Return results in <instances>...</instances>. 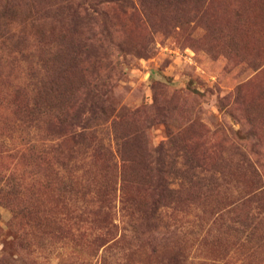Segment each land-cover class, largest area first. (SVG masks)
<instances>
[{
  "label": "rangeland",
  "instance_id": "rangeland-1",
  "mask_svg": "<svg viewBox=\"0 0 264 264\" xmlns=\"http://www.w3.org/2000/svg\"><path fill=\"white\" fill-rule=\"evenodd\" d=\"M122 1L0 0V264H264V0Z\"/></svg>",
  "mask_w": 264,
  "mask_h": 264
},
{
  "label": "trees",
  "instance_id": "trees-1",
  "mask_svg": "<svg viewBox=\"0 0 264 264\" xmlns=\"http://www.w3.org/2000/svg\"><path fill=\"white\" fill-rule=\"evenodd\" d=\"M94 1V12L93 13H87V17L89 19H94L98 15H107L109 12H116L120 11V13H126L125 11L122 10V0H92ZM115 5V6H114ZM95 24V22H94ZM99 26L95 24V27L88 28L86 31H78L77 29H73L72 33L74 36L73 42L70 45L69 49L72 50L74 48V53H78L77 47L78 44L82 48H87V40H85V43H80L81 38L83 37V33H87L88 39L90 41L98 42L97 45H95L99 50H106L107 45H106V35L104 34V29L97 31L96 29ZM78 42V43H76ZM91 45V44H89ZM82 54V53H79ZM77 56H81L78 55ZM80 58V57H79ZM82 62V61H81ZM75 126L84 128V126L81 125L80 122H74L73 120H70L68 122L64 121L63 124H59L58 127H60V137H62V140H75L78 135H81L80 131L76 130L74 128ZM71 133V135H68ZM148 158H152L151 155L148 156ZM152 163V160L150 161ZM145 173L142 174L143 180V188L142 189V194H141V200L139 201V205L137 208V211L143 214H150L152 215V168L148 167L147 169L144 170ZM132 174V173H131ZM134 175V174H133ZM123 194L125 195V190L121 187ZM173 191V190H172ZM175 192V191H174ZM151 199V200H150Z\"/></svg>",
  "mask_w": 264,
  "mask_h": 264
}]
</instances>
